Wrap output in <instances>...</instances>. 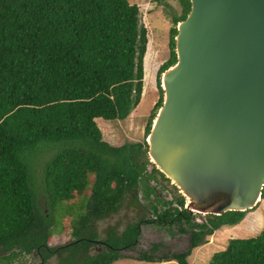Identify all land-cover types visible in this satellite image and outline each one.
I'll use <instances>...</instances> for the list:
<instances>
[{
    "label": "trees",
    "instance_id": "16d2710c",
    "mask_svg": "<svg viewBox=\"0 0 264 264\" xmlns=\"http://www.w3.org/2000/svg\"><path fill=\"white\" fill-rule=\"evenodd\" d=\"M177 2L180 11L165 3L174 23L171 57L158 73L160 98L147 136L163 105L161 76L177 62V26L191 11L190 0ZM140 14L129 0H0V264H27L31 256H39L41 264L53 257L58 264L125 258L189 264L194 249L249 212L196 222L184 196L160 199L152 181L166 176L149 169L146 141L113 146L104 140L97 120L128 119L141 103L144 76L148 84L153 71ZM39 188L52 210L77 200L86 208L73 221L74 239L64 245H50L63 223L55 211L39 208ZM128 198L134 206L151 203L156 218L146 221L143 215L121 235L111 229L107 240L98 241L95 223L118 214ZM161 203L165 209L159 211ZM145 223L178 228L189 235V247L160 253L164 245L157 243L137 257L125 255L140 246ZM96 245L107 248L93 252ZM209 264H264V229L256 237L231 239Z\"/></svg>",
    "mask_w": 264,
    "mask_h": 264
},
{
    "label": "water",
    "instance_id": "95a60500",
    "mask_svg": "<svg viewBox=\"0 0 264 264\" xmlns=\"http://www.w3.org/2000/svg\"><path fill=\"white\" fill-rule=\"evenodd\" d=\"M148 156L192 214L248 212L264 190V0H190Z\"/></svg>",
    "mask_w": 264,
    "mask_h": 264
},
{
    "label": "rangeland",
    "instance_id": "374dc122",
    "mask_svg": "<svg viewBox=\"0 0 264 264\" xmlns=\"http://www.w3.org/2000/svg\"><path fill=\"white\" fill-rule=\"evenodd\" d=\"M132 4H138L141 10V24L148 30V46L151 48L150 66L152 73L146 83L144 76V89L142 100L139 106L132 112L125 121H106L98 119L97 124L102 131L105 141L113 146H122L126 143H144L147 142V126L151 112L160 98L158 89V73L161 66L171 57V28L174 27L170 9L166 6H172L180 11L177 0H129ZM147 54V53H146ZM146 57V56H145ZM145 62V60H144ZM145 66V65H144ZM146 75V72H145ZM157 168L152 162L149 169ZM152 185L157 187V190L162 201H172L176 195H182L187 198L178 188L173 185V182H168L162 175L157 174ZM39 191L41 189L39 188ZM39 208L46 213L55 211L54 216L56 220L62 221L60 226L62 233L53 235L50 245H64L73 240V221L78 219L79 214L84 213L85 209L82 207V202L77 200L74 203H65L60 210H52L42 191L39 195ZM154 197L152 196V199ZM155 203V202H154ZM145 207L134 206L131 204L130 198L126 200L120 212L112 215L109 218L95 223V230L97 232L98 241L108 239V232L115 229L118 235H121L128 225L139 222L143 215L146 216V221L156 218V215L151 207V203L142 200ZM61 206V205H60ZM175 207L177 204L175 203ZM165 206L161 203L158 205V210L162 211ZM194 218L196 222H205L207 215H200L195 213ZM264 229V200L254 210L249 211L245 219L236 226H225L221 230L214 233L213 236L207 238V243L194 249L192 255L188 258L189 264H209L213 255L226 249L231 239H246L256 237ZM162 243L164 247L161 252L180 253L189 247V235H184L179 232V229L174 227L172 229L158 227L157 225L145 223L141 227V243L140 246L133 252L126 251L124 254L131 257H137L140 250L147 251L153 244ZM101 245L93 247V252L101 250ZM27 264H41L42 259L39 256H31L26 258ZM57 257H53L45 264H58ZM113 264H154L141 262L134 259H121ZM161 264H178L177 262H167Z\"/></svg>",
    "mask_w": 264,
    "mask_h": 264
},
{
    "label": "built area",
    "instance_id": "2783aa9c",
    "mask_svg": "<svg viewBox=\"0 0 264 264\" xmlns=\"http://www.w3.org/2000/svg\"><path fill=\"white\" fill-rule=\"evenodd\" d=\"M190 203L189 199L186 198V203H185V207H187V205Z\"/></svg>",
    "mask_w": 264,
    "mask_h": 264
},
{
    "label": "flooded vegetation",
    "instance_id": "af4514ba",
    "mask_svg": "<svg viewBox=\"0 0 264 264\" xmlns=\"http://www.w3.org/2000/svg\"><path fill=\"white\" fill-rule=\"evenodd\" d=\"M101 246H102V248H107L106 245H101Z\"/></svg>",
    "mask_w": 264,
    "mask_h": 264
},
{
    "label": "bare ground",
    "instance_id": "6f19581e",
    "mask_svg": "<svg viewBox=\"0 0 264 264\" xmlns=\"http://www.w3.org/2000/svg\"><path fill=\"white\" fill-rule=\"evenodd\" d=\"M190 201V200H189ZM262 202V201H261Z\"/></svg>",
    "mask_w": 264,
    "mask_h": 264
}]
</instances>
